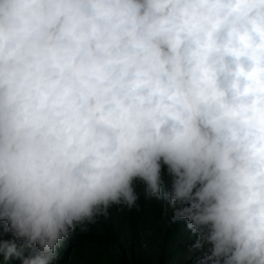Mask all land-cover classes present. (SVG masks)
I'll use <instances>...</instances> for the list:
<instances>
[{
    "label": "clouds",
    "instance_id": "obj_1",
    "mask_svg": "<svg viewBox=\"0 0 264 264\" xmlns=\"http://www.w3.org/2000/svg\"><path fill=\"white\" fill-rule=\"evenodd\" d=\"M138 182L198 264H264V0H0V257L54 264Z\"/></svg>",
    "mask_w": 264,
    "mask_h": 264
},
{
    "label": "rangeland",
    "instance_id": "obj_2",
    "mask_svg": "<svg viewBox=\"0 0 264 264\" xmlns=\"http://www.w3.org/2000/svg\"><path fill=\"white\" fill-rule=\"evenodd\" d=\"M140 195L138 207L131 210L114 206L107 219L101 218L84 232L81 247L71 248L68 264H117L125 259L130 264H181L198 261L201 252L191 254L189 249L197 240L195 236L173 239L170 231L172 211L164 214L166 200L147 197L144 185L137 184ZM0 236L9 238L0 224ZM162 255L166 256L162 262ZM198 263V262H197Z\"/></svg>",
    "mask_w": 264,
    "mask_h": 264
},
{
    "label": "trees",
    "instance_id": "obj_3",
    "mask_svg": "<svg viewBox=\"0 0 264 264\" xmlns=\"http://www.w3.org/2000/svg\"><path fill=\"white\" fill-rule=\"evenodd\" d=\"M141 184V183H137ZM170 236L173 239H177L180 237V239H185L188 236H196V234L192 233L190 229L187 228V222H183L182 224L176 223L173 227V229L170 231ZM0 238H3L0 236ZM85 234L81 233L79 229L73 234L70 235V237L64 242L63 247L60 249V254L57 258V260L54 262V264H68L69 263V256L71 252V248H75L77 250L81 247V244L85 240ZM166 256L162 255V262H164ZM198 261H187L181 264H198ZM0 264H20L19 259H12L11 261H5L3 257H0ZM117 264H130L128 263L124 258L121 259Z\"/></svg>",
    "mask_w": 264,
    "mask_h": 264
}]
</instances>
